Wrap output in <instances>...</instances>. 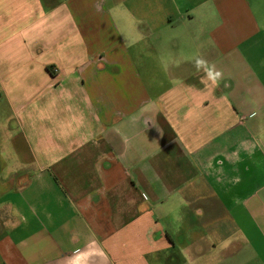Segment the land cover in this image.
<instances>
[{
	"label": "crops",
	"instance_id": "0c3cea01",
	"mask_svg": "<svg viewBox=\"0 0 264 264\" xmlns=\"http://www.w3.org/2000/svg\"><path fill=\"white\" fill-rule=\"evenodd\" d=\"M0 264H264V0H0Z\"/></svg>",
	"mask_w": 264,
	"mask_h": 264
},
{
	"label": "clouds",
	"instance_id": "9594fccd",
	"mask_svg": "<svg viewBox=\"0 0 264 264\" xmlns=\"http://www.w3.org/2000/svg\"><path fill=\"white\" fill-rule=\"evenodd\" d=\"M195 67L198 72L202 71L204 76L200 77V83L204 84L206 87L209 81L214 86H219V81L223 78V73L217 70L214 64H209V62L200 55H194L192 57Z\"/></svg>",
	"mask_w": 264,
	"mask_h": 264
}]
</instances>
